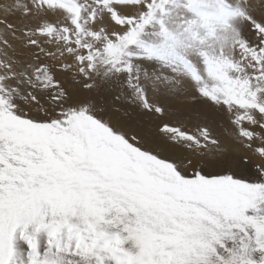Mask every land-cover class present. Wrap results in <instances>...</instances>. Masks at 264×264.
I'll use <instances>...</instances> for the list:
<instances>
[{
  "label": "snow or ice",
  "instance_id": "snow-or-ice-1",
  "mask_svg": "<svg viewBox=\"0 0 264 264\" xmlns=\"http://www.w3.org/2000/svg\"><path fill=\"white\" fill-rule=\"evenodd\" d=\"M0 264H264V0H0Z\"/></svg>",
  "mask_w": 264,
  "mask_h": 264
}]
</instances>
